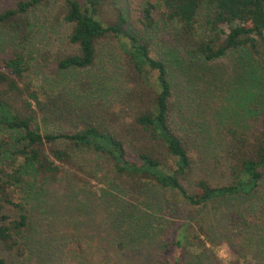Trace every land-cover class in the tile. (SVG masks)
Instances as JSON below:
<instances>
[{"label": "trees", "instance_id": "16d2710c", "mask_svg": "<svg viewBox=\"0 0 264 264\" xmlns=\"http://www.w3.org/2000/svg\"><path fill=\"white\" fill-rule=\"evenodd\" d=\"M52 3L56 19L61 16L72 24L68 42L74 47L56 58V71L84 70L80 85L86 95L59 89L41 99L28 91L25 107L15 110L9 99L13 93H22L18 82L27 69L24 54L34 37L32 22ZM100 4L101 0H17L0 11V26L10 34L12 44L11 56L0 58V85L5 86H0V159L11 150V136L21 144L11 154L23 157L11 171L0 168V253L12 255L17 264H85L79 254L64 249L63 234L56 227L59 208L51 215L43 197L50 182L64 173V166H70L105 183L101 198L108 200L120 193L146 199L166 189L176 192L193 215L197 213L194 208L212 206V216L223 219L227 240L237 241V254H252L244 264H264V0H157L147 2L142 10L147 28L157 27L155 12L171 26L164 43L167 54H186L202 61L236 51L248 56L250 69L243 78L246 97L262 105L251 126L224 122L217 126L215 139L223 157L219 170L223 178L217 181L211 178L215 165H203L202 153L197 161L194 158V145H201L205 130H197L192 123L181 127L177 120L166 57L151 54L149 40L126 28L122 12L117 11L112 22L100 19ZM223 24L229 25L228 31ZM109 39H116V46L112 51L102 50L109 60L101 61L104 69L99 74L104 80H97L92 68L100 64L98 49ZM107 78L120 80L122 88L111 90ZM94 83L100 93L112 91L113 99L90 97ZM4 130L10 131L9 136ZM16 183L25 193L19 201L11 193ZM84 196L90 197V192ZM6 205L15 208V216ZM124 210L117 202L112 222L124 225L121 235L130 236L132 244L166 228L148 214L129 222ZM207 217L200 218L202 240L189 232V219L173 227L176 234L169 253L154 264H185L190 248L206 250V242L213 240L209 230L216 227L211 223L205 227ZM191 255L196 261L203 259L201 254ZM0 264H8L6 257L0 256Z\"/></svg>", "mask_w": 264, "mask_h": 264}, {"label": "rangeland", "instance_id": "374dc122", "mask_svg": "<svg viewBox=\"0 0 264 264\" xmlns=\"http://www.w3.org/2000/svg\"><path fill=\"white\" fill-rule=\"evenodd\" d=\"M16 1L0 0V11L13 6ZM156 1L101 0L99 18L104 22H112L115 20L116 12H122L127 19L126 28L140 38L149 40L151 54L166 57L173 82L175 114L177 120L180 121V126L185 127V123H192L197 130L200 127L205 130L206 138L203 141L200 139L201 145L204 143V147H200L199 143L194 145L196 149L195 161L202 153L201 162L203 165L206 163L208 166L209 163L215 165L211 175L212 180H222L223 176H220L219 170L222 169L220 162L223 161V157L217 149L218 143L215 139L217 126L221 122L233 123L239 127H247L248 124L251 126L255 123L256 117H259L258 113L262 105V102H255L252 101L253 98L246 97L248 91L245 92L246 84L243 78L250 69L246 64L248 56L245 52L236 51L213 61H202L189 58L186 54L177 56L172 53L167 54L164 43L167 42V30L171 26L162 20L158 12L154 14L158 21L155 29L147 28L143 23V7L147 2ZM56 12L55 4L52 3L49 9L44 6L34 17L32 22L34 37L30 40L24 54L27 69L18 82L22 93H13L9 99L15 110L25 107L24 100L28 91L36 92L41 99L45 98L46 93H53L59 89L70 91L72 95H86V90L83 91L80 85L83 80L81 77L86 74L84 70L76 69L61 73L56 71V58L74 51V47L68 42L72 24L65 22L61 16L56 19ZM221 27L225 31L229 29L227 24H223ZM9 35L0 26V58L11 56V47L9 46L12 44L8 42ZM115 46L116 39L113 41L109 39L98 49L97 60H100V64H96L92 68L97 80L103 79L99 74L104 69L101 66L103 60H109L102 54V50L112 51ZM109 65L111 68V62ZM105 81L109 82L108 78ZM109 84L111 90L121 89L123 85L120 80H114V78ZM93 86L94 89L91 87L90 97H101L106 102L113 99L112 91L103 90L100 93L95 89V83ZM45 128L50 130L49 127ZM55 128L51 127V131H56ZM42 130H45L44 127ZM2 132L3 130L0 129V133ZM4 132H6L5 136H9L10 131L4 130ZM10 139L11 150H14V146L21 145L16 141L15 136H11ZM206 143L212 147L211 150L206 148ZM11 150L7 151L8 153L0 159V168L6 171H11L23 162V157L13 156ZM12 188L13 199L19 201L25 195L23 187L16 183ZM103 189H107L106 184L96 181L90 174L87 175L79 172L76 168L64 166V173L58 175L56 180L51 181L48 190L43 194L46 199L45 204L51 210V215H53L55 207L59 208L60 222L56 223V227H59L60 234H63V239L60 242L63 243L64 249L71 250L67 253L79 254L85 264H154L160 257L169 253V246L176 234L173 227H178V224L185 219L190 221L189 232L192 236L196 235L200 240L205 238L200 228L201 215L208 216L205 220L208 224L204 223L205 227L212 226L209 223L216 226H212L209 230L213 240L212 243L211 241L206 242L207 248L203 252L201 250L193 251L194 248H190L185 264H218V262L224 264L215 252L217 246L224 243L229 245L230 250L228 264H236L237 259L240 264H244V260L252 259V254H237L239 249L237 241L227 240L228 234L223 219L212 216L214 211L212 206L206 209L198 208V210L192 208L199 213L193 215L192 210L187 207L188 205L173 191L158 189L152 195H148L146 199L120 193L108 200L101 198ZM86 192H90V197L84 196ZM117 202L125 207L123 216H126L129 222L131 219L137 221L140 217L143 218L145 214H148L157 217L158 222L165 223L166 228L151 239L147 238V233L146 237L142 236L135 243H130L128 240L130 236L123 237L121 235L124 234V225L116 226L112 222ZM154 202L156 205L153 204ZM159 204H164V206ZM6 206L7 212L11 216H15V208L11 205ZM67 206L73 210L66 212ZM218 221H221L222 225H218ZM262 251L264 254V250ZM181 253H183V248ZM191 254H201L202 261H196L195 255ZM0 256L6 257L8 264H17V260H14L12 255L6 252H1Z\"/></svg>", "mask_w": 264, "mask_h": 264}, {"label": "clouds", "instance_id": "9594fccd", "mask_svg": "<svg viewBox=\"0 0 264 264\" xmlns=\"http://www.w3.org/2000/svg\"><path fill=\"white\" fill-rule=\"evenodd\" d=\"M215 252L218 258H220L224 262V264H228V261L230 259V250L227 243L217 246Z\"/></svg>", "mask_w": 264, "mask_h": 264}]
</instances>
